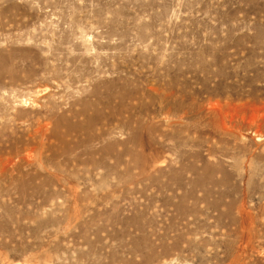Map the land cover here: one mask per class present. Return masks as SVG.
<instances>
[{
  "label": "rangeland",
  "instance_id": "1",
  "mask_svg": "<svg viewBox=\"0 0 264 264\" xmlns=\"http://www.w3.org/2000/svg\"><path fill=\"white\" fill-rule=\"evenodd\" d=\"M0 264H264V0H0Z\"/></svg>",
  "mask_w": 264,
  "mask_h": 264
},
{
  "label": "bare ground",
  "instance_id": "2",
  "mask_svg": "<svg viewBox=\"0 0 264 264\" xmlns=\"http://www.w3.org/2000/svg\"><path fill=\"white\" fill-rule=\"evenodd\" d=\"M228 106V105H227ZM218 110V109H217ZM234 111V110H233ZM240 111V110H239ZM238 111V112H239ZM242 111V110H241ZM244 111V110H243ZM226 112V111H225ZM220 113V112H219ZM218 113V115H219ZM223 113V112H222ZM227 113H232L233 112H229L227 111ZM227 113L225 114L226 117H227ZM244 113V112H243ZM247 113V111L245 112ZM216 114V113H215ZM234 114H236L234 112ZM257 114V113H256ZM260 114V113H259ZM217 115V116H218ZM241 115V114H240ZM220 117V116H219ZM245 117V116H244ZM258 117V116H257ZM217 118V117H216ZM221 119L217 121V130L218 132L220 133H223V134H229V135H232L234 137H239L241 135V133H243V131H246V130H252V126L251 125H245L244 123H242L244 126H240L239 124L241 123V120L243 118V116H238V115H235L233 117H230V118H225L223 117L222 118V115L220 117ZM238 118H241V120L239 119L238 121ZM247 117H245L246 119ZM219 119V118H218ZM217 120V119H216ZM239 122V123H238ZM245 122V121H244ZM247 122V121H246ZM249 122V121H248ZM258 122V121H257ZM262 123V121H261ZM255 128V127H254ZM254 133L256 135H260V132L258 130H254Z\"/></svg>",
  "mask_w": 264,
  "mask_h": 264
}]
</instances>
